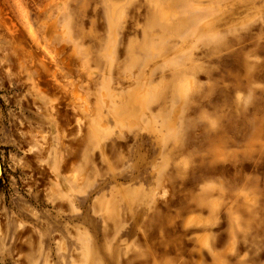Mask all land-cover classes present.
<instances>
[{
	"label": "rangeland",
	"instance_id": "1",
	"mask_svg": "<svg viewBox=\"0 0 264 264\" xmlns=\"http://www.w3.org/2000/svg\"><path fill=\"white\" fill-rule=\"evenodd\" d=\"M0 264H264V0H0Z\"/></svg>",
	"mask_w": 264,
	"mask_h": 264
},
{
	"label": "water",
	"instance_id": "2",
	"mask_svg": "<svg viewBox=\"0 0 264 264\" xmlns=\"http://www.w3.org/2000/svg\"><path fill=\"white\" fill-rule=\"evenodd\" d=\"M2 164H1V160H0V178L2 177Z\"/></svg>",
	"mask_w": 264,
	"mask_h": 264
},
{
	"label": "bare ground",
	"instance_id": "3",
	"mask_svg": "<svg viewBox=\"0 0 264 264\" xmlns=\"http://www.w3.org/2000/svg\"><path fill=\"white\" fill-rule=\"evenodd\" d=\"M1 179V178H0Z\"/></svg>",
	"mask_w": 264,
	"mask_h": 264
}]
</instances>
